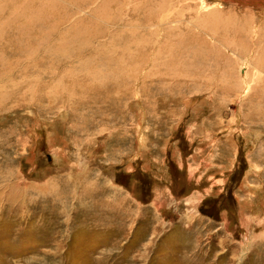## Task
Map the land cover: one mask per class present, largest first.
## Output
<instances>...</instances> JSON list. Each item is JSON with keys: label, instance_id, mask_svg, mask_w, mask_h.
Listing matches in <instances>:
<instances>
[{"label": "rangeland", "instance_id": "obj_1", "mask_svg": "<svg viewBox=\"0 0 264 264\" xmlns=\"http://www.w3.org/2000/svg\"><path fill=\"white\" fill-rule=\"evenodd\" d=\"M105 1L55 0L52 17L92 26L93 43L120 59L97 70L116 77L86 82L94 67L83 62L50 75L38 38L17 55L1 45L23 38L0 32V51L14 55L0 57V71L14 69L0 76V264H264V48L240 50L251 35L231 32L164 52L153 44L165 31L138 27L130 1ZM33 2L0 0V24L26 25Z\"/></svg>", "mask_w": 264, "mask_h": 264}, {"label": "bare ground", "instance_id": "obj_2", "mask_svg": "<svg viewBox=\"0 0 264 264\" xmlns=\"http://www.w3.org/2000/svg\"><path fill=\"white\" fill-rule=\"evenodd\" d=\"M96 1H98V0H96ZM113 1L114 0H106L104 2V5L105 6L107 5L109 7L108 4H110ZM127 1L131 2L130 4L132 5V8H131L130 12L133 13L134 15H136L137 18H136L135 22H137L138 27L140 26L139 24H141L142 21L148 22L147 26L145 24L141 25L145 29L143 31H147L148 34H150V35L153 34L156 36H160V33L165 31L166 34L164 35V40L160 39V42L158 44L157 43L153 44L155 47H157V49L164 47V52L168 48H170L171 46L178 45L182 42L188 41L189 39L186 40L185 38H191V37L195 36V34L196 35H206L208 37H211L210 35H212L213 39H217V38H221V37L223 39V38L227 37L228 34H230L231 32L233 34L234 33L235 34L241 33V35H242V33H247V34L251 35L252 44H247L248 42L244 43V44H240L238 47L240 50H245V48H250V47L253 48V46H255V48L259 49V50L261 48H264V42L262 41L263 43H261L260 41H257L258 36H260V38H262V39L264 37V0H210L211 2H207V0H199V3L196 2V0L195 1L193 0L195 2V5H193V6L191 4H193L194 2L190 4L189 0H188V3H186L187 0H125L124 4H128ZM54 2H55V0L54 1L53 0H51V1L50 0H34L33 5H34L35 9H38V13L33 14L34 15L33 17H30V18L28 17L29 19L26 21V25H24V26L17 25L16 27H13L10 29L8 26H6L7 24L2 25L5 22L4 23L1 22L2 24H0V32H3V34H5V35L7 33L11 34L10 37H14V36L22 37L23 42H24L22 44L19 43L17 46H15V45L13 46L11 38L5 39V41L6 40L9 41V45L7 42H6L7 45H1V46H4V49H1V50L6 51L7 49H9L7 46H10V48L13 47L15 50H18V51H16V54L18 53L17 55H20L19 53L22 54L24 48L26 49V47L23 44L30 43L29 40L26 41L25 39H28V38L34 36L35 39L38 38V40H39V43L36 44L37 49L34 47L37 51L33 50L37 53V58H38L37 63L39 65H42V66L45 65L47 67V72L50 75L57 76V72L53 67L61 66V65L63 66L64 62H68L71 65V67L73 66V64H75L77 62H83L88 66L94 67L91 69V72H89L87 75H85V74H84L85 76L83 75V80L86 82H90V81L93 82L99 78L105 79L108 77L112 78V77L119 76V73H113V72L111 74H108V75L104 73V75H103V74H101V72H99V70H97V67L100 65L104 66V64H109V63L115 64V63L120 62V59L119 60L116 58L112 59L110 56H105L106 52H103V50L102 51L100 50V45L102 42L100 41V42L96 43L97 41H99V39L98 40L96 39L97 41L95 40L96 42L93 43V41H92L93 38H92L91 34L95 33V35H96V32L94 31L91 34H89V31H88L89 29L92 28V26H91V28H90V26H86L84 28L83 27L84 25H81L77 21L72 22L68 18H67V20L61 18V19H59L58 22H55L53 20L54 18L52 17V14L54 15V13L58 10L57 5H59L60 3L58 2L56 4ZM125 2H127V3H125ZM222 3L224 5L227 4L229 7L227 6L226 9L221 8L223 5ZM92 4L93 3H91V5ZM94 4H96V3L94 2ZM160 5L161 6L165 5V7H167V8H164L163 15L159 19H157L155 21V24H154V23L150 22V20H151L152 16L156 15V13H155L156 7H159ZM111 6H112V4H111ZM241 6L242 7H251V9L253 8V10L250 11L248 9H243V11H241V8H240ZM192 8H193V11H190ZM106 9L107 8L103 9L102 12L104 10L107 11ZM237 9H239L238 12H236ZM97 11H98V13H101V12H99V9ZM252 11H255V12H252ZM29 12H30V10H29ZM65 12H66V10H64V13ZM47 15H49V16H47ZM251 16H253V17L256 16V17L253 18ZM111 17H113V16H111ZM111 17H109L107 20H106L107 17L106 18L103 17L102 18L103 19L102 21H104L103 23H107V22L109 23L111 21ZM230 18H233V20H234V21L232 20L235 23L233 27L231 26L232 22L229 23ZM21 20L22 19L19 18L18 23H20ZM80 21H82V20H80ZM10 22L16 23L15 20H10ZM99 23H100V21H99ZM30 24H35V25H30ZM68 24H70L71 26L74 25V27L75 26L76 27L82 26L84 28L83 29L84 32H80L81 29H80V31H79V29H77L79 31V33H73V32L70 33V31H69V34H68V33H66V31L64 32L62 30V27L63 26L66 27ZM100 24H102V23H100ZM238 24H240L241 26H237ZM168 25L170 28L168 27ZM11 26H13V25H11ZM60 27H61V30H60ZM97 27H99V25ZM97 27H96V29H97ZM67 30H69V29H67ZM77 30L75 29L74 31H77ZM101 30H102V28H101ZM45 31L48 33H45ZM71 31H73V30H71ZM98 31H99V29H98ZM67 34L69 36H67ZM105 34H106V32H105ZM51 35L56 36L58 38V41L56 39L57 42H55V41L51 42L49 40ZM241 35H238V37H235V35H234V37L239 38V37H241ZM244 35H242V36H244ZM39 37H44V38H39ZM117 38L120 39V36H117ZM35 39H34V41H35ZM80 39H82L84 41V43L81 45L79 44L80 45L79 48L73 49L76 46L72 47V46H74V45H72L69 48L71 49V47H72L71 50H73V51H70L68 53H66L67 51L61 52V49L63 51V47H60L62 43L77 42ZM262 39H260V40H262ZM48 40L50 41L49 44H48ZM44 41H46L47 44H45ZM15 42H17V41H15ZM125 44L128 46H135V47L137 46V48H139L141 51H147L148 49L151 48V47L146 48L148 46V44L137 45L135 38L128 39ZM30 45H32V44H29L28 46H30ZM82 45H84L83 48H81ZM119 49L120 48L114 47L115 51H117ZM180 49H178V50H180ZM31 50H29L28 52H30ZM122 50L125 52L127 51L126 54L129 55L128 52H130V50H128L127 48H123V47H122ZM119 52H120V50H119ZM138 53H139L138 51H137V53L134 52V54H138ZM12 54H13L12 51H11V53L0 51V57L4 58V59L9 58V57L13 58L14 55H12ZM16 54H15V56H16ZM76 54H77V56H75ZM30 55H31L30 57H33L32 53ZM133 57H135V55H133ZM4 59H2V60L4 61ZM32 59H35V57L31 58V61H32ZM127 59L129 60V58H127ZM35 60H34V62H35ZM131 60H133V59H131ZM168 60H169V57L164 56V63H166ZM3 61H0V64L3 63ZM18 61H20V60H18ZM27 61H29V59H27ZM262 61H264V60H262ZM61 62H63V63H61ZM21 64H22V62H21ZM228 65H229V63H228ZM34 68H36V67H34ZM86 68L89 69V67H87V66H86ZM9 70L13 71L14 69L13 70L9 69ZM9 70H7L6 73L0 71V76H2L3 74L5 75L4 77H2V79H5V77H7ZM28 71H29V69H28ZM67 71H68V69H67ZM74 71L78 74V71L80 72V71H82V69L77 70L76 67L70 69V72H74ZM23 74H25V72H23ZM65 74H68V73H65ZM122 74H124V73H122ZM127 75H128V73H127ZM243 75H244L243 76L244 78L241 77L240 79H242V78L245 79L246 74H243ZM76 76H78V75H76ZM130 76L132 77V75H130ZM70 77L72 78L73 76L71 75ZM125 77H127V76H125ZM240 79L238 81L239 85H240ZM71 81L73 82V80H71ZM108 81H109V79H108ZM99 88H98V90H96V94H98L99 91L101 90ZM143 142H144V140H143ZM55 159H57L56 162H59L58 158H55Z\"/></svg>", "mask_w": 264, "mask_h": 264}, {"label": "trees", "instance_id": "obj_3", "mask_svg": "<svg viewBox=\"0 0 264 264\" xmlns=\"http://www.w3.org/2000/svg\"><path fill=\"white\" fill-rule=\"evenodd\" d=\"M212 205V204H211ZM209 207H212V206H209Z\"/></svg>", "mask_w": 264, "mask_h": 264}]
</instances>
